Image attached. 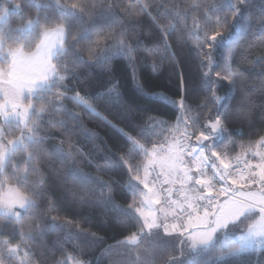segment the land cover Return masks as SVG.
Wrapping results in <instances>:
<instances>
[{
    "label": "snow or ice",
    "instance_id": "6c2138e0",
    "mask_svg": "<svg viewBox=\"0 0 264 264\" xmlns=\"http://www.w3.org/2000/svg\"><path fill=\"white\" fill-rule=\"evenodd\" d=\"M30 2L37 9L49 7L48 3ZM51 2L55 4L56 17L26 19L21 5H15L13 11L26 20L15 31L29 33L23 41L14 38L10 27L7 31L2 27L8 23L10 10L0 3V231L4 228L2 221H7L8 226H18L12 227V232L20 241L12 246L10 241L0 240V264H37L33 254L34 232L39 234L43 229L34 225L37 217L32 213L38 209L39 201L50 195L41 165L59 164L54 176L60 185H98L101 196L106 189V200L113 202L108 181L80 173L75 167L77 163H91V159L68 134V122H73L76 134L86 140L95 143L99 138L64 102L70 101L105 125L116 128L98 111L90 96L70 88L67 81L77 78L76 68L102 66L116 56L131 53V47L124 32L104 33L101 24L81 27L80 36L73 34L74 27L83 24L84 15L93 14L91 10L97 7L95 0ZM136 3L138 12H146L153 6L152 0H136ZM172 14L184 25L187 37L195 42L202 57L209 95L200 109L209 103L220 105L222 98L212 88L215 82L211 77L234 82L239 75L234 69L231 33L225 35L229 15L233 30L242 19L239 9L224 3L193 2L185 8L174 5L172 13L166 12ZM175 30L174 23L162 27L165 49H170L167 37ZM82 40L88 43L83 49L89 54L88 60L81 55L82 49L76 47ZM217 49L225 51L222 63L213 59V51ZM137 87L144 89L142 84ZM159 98L178 110L175 123L169 125L151 119L149 126L141 127L137 135L118 129L128 142L127 152L116 160L103 158L107 169L126 167L130 174L124 187L131 202L127 208L114 207L132 219L136 231L122 243L139 248L142 242H148L151 246L143 251L149 255L154 248L171 252L177 243L181 256L186 250L189 252V258L183 261L169 256L167 264H227L255 246L264 249V135L247 143L229 141L233 149H239L234 155L219 151L218 143L227 131L219 114L213 117L209 112L200 123L199 115H192L193 109L183 96L175 101L163 95ZM57 114L60 119L54 118ZM46 119L47 127L64 130L62 135L67 140L51 135L46 138L61 145L67 143V153L63 148L42 147L41 131ZM153 135L158 139L151 141ZM135 157H139L140 163L133 162ZM30 176L38 178L30 180ZM48 210H55L51 201ZM51 219L55 221L57 217ZM68 238H73L71 232ZM62 255L64 258L55 264L70 261L81 264L67 252ZM130 264H154V261L142 258L138 252Z\"/></svg>",
    "mask_w": 264,
    "mask_h": 264
},
{
    "label": "trees",
    "instance_id": "16d2710c",
    "mask_svg": "<svg viewBox=\"0 0 264 264\" xmlns=\"http://www.w3.org/2000/svg\"><path fill=\"white\" fill-rule=\"evenodd\" d=\"M61 2L71 3L74 0ZM193 2L234 5L242 17L233 30V21L229 15V28L225 30V35L231 33L232 36L234 69L239 75L234 82L212 75L211 79L215 83L211 86L222 98V103H209L203 110L200 105L205 103L209 93L203 75L205 69L201 66L202 57L195 42L187 37L184 25L175 20L174 14L166 15V12L172 13L174 5L185 8ZM0 3L10 10L8 23L2 27L5 31L10 27L14 38L21 41L27 39L29 33L15 31L26 23V20H21L13 11L17 3L24 10L26 19L57 15L55 4L51 0H35V3L39 4L48 3L47 9H37L30 0H0ZM95 3L97 7L91 10L93 14H85L83 24H77L73 34L80 36L81 27L101 24L104 25V33L124 32L131 53L116 56L102 66L76 68L77 78H70L67 84L70 88L90 96L98 111L107 116L116 128L105 125L70 101L64 103L65 107L78 114L84 126L99 138L95 143L86 140L76 134L74 123L68 122V134L91 159V163H77L75 167L80 173L108 181L113 190V202L106 200V189L101 196L98 185H60L54 176V172L59 170V164L41 165V171L47 180L46 191L50 195L43 197L39 201L38 209L32 213L37 217L34 225L43 229L39 234L34 232L33 254L37 264H55L57 260L64 258V252L83 264H130L136 260L138 252L142 258L153 260L154 264H167L169 256L176 257L178 261L186 260L189 258V252L186 250L181 256L178 243L171 252L154 248L151 255L143 251L151 246L148 242H142L139 248L122 243L126 236L136 231L132 219L114 207L119 205L121 208H127L131 202L132 198L124 187L130 174L126 167L107 169L103 158L116 160L119 155L127 152L128 142L118 129L137 135L141 127L149 126L151 119L165 121L169 125L175 123L178 110L171 104L162 103L159 98L162 95L167 96L170 101L183 96L186 104L193 109L192 115H199L200 123H203L209 112L213 117L219 114L227 129L218 143L219 151L234 155L239 149H233L229 141L247 143L264 135V0H152L153 6L146 12L137 11L136 0H95ZM170 23L175 24L176 30L167 37L170 49H165L161 29ZM92 37L96 38L95 32ZM103 43L101 40V44ZM87 46L85 40L76 45L82 49L81 55L85 60L89 59L88 52L83 51ZM224 55L223 49L213 51V59L218 63H222ZM68 62L71 69V61ZM138 84L144 85L143 91L138 89ZM54 118L60 119V116L57 114ZM44 124L45 127L41 131L42 147L46 150L63 148L67 153V143L61 145L57 140L46 138L51 135L67 140V137L62 135L64 130L48 128L47 119ZM156 130L159 131V128ZM150 139L155 141L158 138L153 135ZM133 162L140 163L139 157H135ZM37 178L29 177L30 180ZM49 201L54 205V211L48 210ZM52 216L57 219L53 221ZM2 223L4 228L0 231V240H8L15 246L20 241L12 232V227L18 226H8L7 221ZM52 225H55V228H51ZM69 232L73 235L72 239L68 238ZM227 264H264V249H249L238 258L230 259Z\"/></svg>",
    "mask_w": 264,
    "mask_h": 264
},
{
    "label": "rangeland",
    "instance_id": "374dc122",
    "mask_svg": "<svg viewBox=\"0 0 264 264\" xmlns=\"http://www.w3.org/2000/svg\"><path fill=\"white\" fill-rule=\"evenodd\" d=\"M0 14H2V12ZM69 264H72V262L70 261ZM81 264H83V263H81Z\"/></svg>",
    "mask_w": 264,
    "mask_h": 264
},
{
    "label": "built area",
    "instance_id": "2783aa9c",
    "mask_svg": "<svg viewBox=\"0 0 264 264\" xmlns=\"http://www.w3.org/2000/svg\"><path fill=\"white\" fill-rule=\"evenodd\" d=\"M257 247H259V246H257Z\"/></svg>",
    "mask_w": 264,
    "mask_h": 264
}]
</instances>
